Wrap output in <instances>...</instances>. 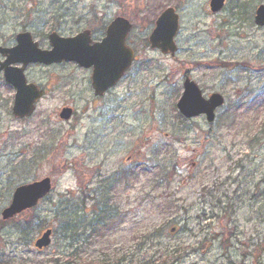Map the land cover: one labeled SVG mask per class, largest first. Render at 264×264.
Returning a JSON list of instances; mask_svg holds the SVG:
<instances>
[{
	"label": "rangeland",
	"instance_id": "obj_1",
	"mask_svg": "<svg viewBox=\"0 0 264 264\" xmlns=\"http://www.w3.org/2000/svg\"><path fill=\"white\" fill-rule=\"evenodd\" d=\"M208 2L0 0V45L25 28L48 48L52 30L73 35L118 15L132 23L127 43L138 57L99 98L90 71L28 65V81L48 92L22 120L0 73V211L19 184L52 180L31 211L0 215V264H264V27L253 22L264 0H226L218 13ZM166 7L179 14L174 56L148 46ZM186 76L204 97L223 96L213 122L175 108ZM68 105L73 115L62 120ZM117 174L104 195L110 211L91 230L92 190ZM43 227L52 241L38 250ZM179 243L176 258L155 262Z\"/></svg>",
	"mask_w": 264,
	"mask_h": 264
},
{
	"label": "water",
	"instance_id": "obj_2",
	"mask_svg": "<svg viewBox=\"0 0 264 264\" xmlns=\"http://www.w3.org/2000/svg\"><path fill=\"white\" fill-rule=\"evenodd\" d=\"M209 4L210 11L216 12L222 8L224 0H210ZM177 22L178 15L173 8L169 7L160 12L148 37L149 46L158 48L161 53L174 54ZM254 22L258 26H264V4L256 7ZM107 26L102 42L93 45L88 44L87 31L67 38L51 33L48 40H50L52 49L44 51L38 48L36 42L31 41L29 32H22L16 35L17 44L14 47H0V53L6 56L3 63L0 62V71L3 70L5 80L16 89L12 107L13 114L16 117L29 116L34 110V103L42 95V91L35 84L25 83L27 81L23 71L28 63L51 64L67 60L75 61L79 66L87 69L92 67L90 80L95 95H102L108 88L115 85L133 60V51L125 43L131 25L127 19L117 16ZM12 63H21L22 66H9ZM196 85L189 78L184 80L183 92L177 101L176 108L186 118L205 114L206 119L211 122L215 116V109L223 103V97L219 93H212L209 98H204ZM70 112V108L64 107L58 114L60 118L66 120L69 119ZM49 188V178L16 187L11 202L1 211L3 218L12 217L21 210L34 206L38 199L49 191ZM49 234L48 229L33 242L34 245L38 249L47 246ZM208 244H204L205 249L209 246Z\"/></svg>",
	"mask_w": 264,
	"mask_h": 264
},
{
	"label": "trees",
	"instance_id": "obj_3",
	"mask_svg": "<svg viewBox=\"0 0 264 264\" xmlns=\"http://www.w3.org/2000/svg\"><path fill=\"white\" fill-rule=\"evenodd\" d=\"M114 177H110L109 179H111L112 181H109V185H107V189H105V187H102V189H98V190H94V196L92 197L93 202L91 203V206L89 207L91 209V213H93L94 216H96V218L92 221H90L89 223V228H93L94 229V224H99L101 223L103 219V216L100 215L101 213H105V215H107L110 211L109 207H108V202L109 199L105 198L104 195L109 192L108 187H112L111 185H113V183L115 184L121 177H124L125 175L119 177L120 175H113ZM114 178V179H113ZM108 190V191H107ZM100 195H102L101 197H99ZM183 249V247L181 245H166L163 246V249L160 250L158 252L157 255L154 256L155 258V262H164L169 260H172L174 258H176V256H178V254H180L181 250ZM66 263H70L69 260L65 261ZM153 262V259L150 261ZM81 264H102V262H94V261H86L83 262ZM114 264H120L118 262L114 263ZM127 264H137L134 262H129Z\"/></svg>",
	"mask_w": 264,
	"mask_h": 264
},
{
	"label": "flooded vegetation",
	"instance_id": "obj_4",
	"mask_svg": "<svg viewBox=\"0 0 264 264\" xmlns=\"http://www.w3.org/2000/svg\"><path fill=\"white\" fill-rule=\"evenodd\" d=\"M108 24V23H107ZM107 24H97V25H95V24H90V26H87V27H85V29H88L89 31H90V35H89V37L88 38H90V45L91 44H93V42H98V41H100L102 38H103V36L105 35V30H106V26H107ZM15 38L14 37H12L11 38V41H9V42H4V44L2 45V46H4V47H12L14 44H15ZM39 46L41 47V48H44V47H42L40 44H39ZM70 63H72V64H74L73 62H70ZM91 68H88V70L87 69H84V70H87V71H91L90 70ZM6 82H4V84H5ZM41 86V85H40ZM42 87V86H41ZM42 89H43V91H44V95H47V88H45V87H42Z\"/></svg>",
	"mask_w": 264,
	"mask_h": 264
},
{
	"label": "bare ground",
	"instance_id": "obj_5",
	"mask_svg": "<svg viewBox=\"0 0 264 264\" xmlns=\"http://www.w3.org/2000/svg\"><path fill=\"white\" fill-rule=\"evenodd\" d=\"M208 7H209V9H211V7H210V5H208ZM222 7H224V4H223V6ZM150 47V46H149ZM151 48V47H150ZM152 49V48H151ZM65 106H63L62 108H64ZM130 173H132L131 171H130ZM130 173H128V174H130ZM44 178H49L50 179V188H49V191L45 194V195H43L41 198H39L38 199V203L42 200V199H45L49 194H50V192H51V187H52V180H51V178H50V176H45V177H42V178H40V179H38V180H34V181H39V180H42V179H44ZM34 181H32V182H34ZM112 186V185H111ZM113 187V186H112ZM112 187H110V190L112 189ZM94 190H96L95 188L92 190V191H94ZM94 193V192H93ZM94 196V195H93ZM4 209V208H3ZM3 209L1 210V211H3ZM28 210H32V208L31 207H29V208H25L23 211L25 212V211H28ZM0 211V212H1ZM0 215H1V220L3 221V222H7V221H9V220H12L13 218H15L17 215L15 214V215H13L12 217H9V218H6V219H4L3 218V216H2V212L0 213ZM91 230L93 229V228H90ZM46 230H48V229H46V228H44L43 227V229H41L40 231H38L39 233L37 234V236L35 237L36 239L37 238H39L44 232H46ZM51 241H52V235H51V233L49 234V245L51 244ZM183 244V243H182ZM182 244L181 243H179V244H177V245H181L182 246ZM46 247V246H45ZM44 247V248H45ZM183 247V246H182ZM55 261H56V259H55ZM67 261V260H66ZM71 263H73V262H71ZM66 264H68V263H66Z\"/></svg>",
	"mask_w": 264,
	"mask_h": 264
}]
</instances>
